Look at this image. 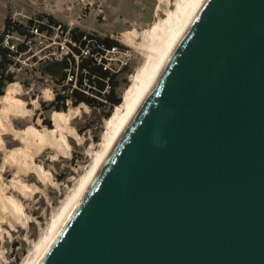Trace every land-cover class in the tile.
Segmentation results:
<instances>
[{
	"label": "water",
	"instance_id": "1",
	"mask_svg": "<svg viewBox=\"0 0 264 264\" xmlns=\"http://www.w3.org/2000/svg\"><path fill=\"white\" fill-rule=\"evenodd\" d=\"M37 264H264V0H201Z\"/></svg>",
	"mask_w": 264,
	"mask_h": 264
},
{
	"label": "rangeland",
	"instance_id": "2",
	"mask_svg": "<svg viewBox=\"0 0 264 264\" xmlns=\"http://www.w3.org/2000/svg\"><path fill=\"white\" fill-rule=\"evenodd\" d=\"M46 1V8L42 7L41 14L38 15L45 18L52 17L54 21L66 25L71 23L73 27H78L83 31L95 29L104 34H113L118 36L119 44L132 51L133 57L127 71L125 69L118 76L120 81L118 92L122 95V100L125 90L131 85L132 76L145 63L144 55L125 42L122 34L132 31H138L139 33L151 31L160 19L165 20L168 18V13L175 9L176 2V0H170L168 7L162 6L157 16L158 0ZM32 2H37V0H32ZM18 4L21 5L22 2L0 0V33L4 29L5 21L12 6ZM25 10L30 15L35 12L29 2L25 5ZM101 11L105 15L106 21H102L98 17ZM79 17H81V20H79ZM24 25L29 26V23L24 22ZM137 41V44L141 43L142 39L138 38ZM15 80L14 83H19L22 87V93L17 96V99L25 102L34 114L26 118H14V128L18 131L32 128L38 132L44 129H53L49 131L56 132L59 137L60 133L55 130L53 118L56 115H63L44 107V104H51L48 101L49 98L45 95V92H49L52 86L50 81L37 72L31 59H25L22 69L16 71ZM74 107L80 109V115H77L70 122V126L76 135L63 134L69 144L70 151L68 154H64V151L60 148L50 144H46L39 151L37 146L33 145L32 147L31 143L27 144L21 139L15 138L12 134L3 136L8 151L29 150L33 156V161L50 175L51 180L50 182H44L23 165L16 162H7L6 152L8 151H0V180L5 185L4 195L21 206L25 215L30 218L28 228L17 223L13 218H11L10 224H2L3 233L0 238V253L3 255L0 254L2 256H0V264H22L34 251L35 245L48 231L53 218L73 194L82 178L91 170L96 153L102 148L104 135L111 119V117L106 119L104 115L109 107L92 108L85 103H81L78 106H70L67 111L61 112L64 114L70 109H75ZM116 109L117 107L112 115ZM46 119H50L51 128L45 124ZM22 168L24 169L21 170ZM13 179L36 189L35 192H30L31 195L30 193L22 194L18 189L12 187ZM13 224L14 226H12ZM10 225L14 228H11Z\"/></svg>",
	"mask_w": 264,
	"mask_h": 264
},
{
	"label": "bare ground",
	"instance_id": "3",
	"mask_svg": "<svg viewBox=\"0 0 264 264\" xmlns=\"http://www.w3.org/2000/svg\"><path fill=\"white\" fill-rule=\"evenodd\" d=\"M158 1L159 5L156 10L157 16L162 6L166 8L170 3V0ZM200 2L201 0H176L174 5L175 9L168 13V18L165 20L160 19L159 23L151 31H143L142 33H139L138 31L123 33L122 38H124L125 42L139 50L144 55L145 63L137 73L132 76L131 85L125 90L121 105L117 107L116 111L111 116L107 132L104 135V140L101 146L102 148L96 153L91 170L82 178L73 194L66 200L61 210L53 218L48 231L41 237L39 242L35 245L34 251L22 264H37L50 246L51 242L66 222L67 218L133 119ZM138 38H141L142 41L137 44ZM21 93L22 87L20 84L12 83L7 87L5 94L0 97V151H8L5 147L3 136L12 134L15 138H19L27 144L31 143L32 147L33 145L37 146L39 151H41L40 149H43L42 147L46 144H50L54 147L60 148L64 151V154H68L70 148L63 134L67 133L76 135L75 131L70 126V122L77 115H80V109L74 107L75 109H70L63 116H54L53 122L55 130L60 133L59 137L56 132L47 129H44L41 132L35 131L32 128L18 131L14 128V118H26L34 114L32 113L33 110L28 108L25 102L17 99V96ZM45 95L47 98H50L48 91L45 92ZM6 161L9 163L16 162L23 165L29 171L35 173L44 182H50L51 180L50 175L33 161V156L30 154L29 150L22 151L21 149V151H8L6 152ZM23 169L24 168L21 170ZM27 169L26 171H28ZM4 186L5 185H3L0 180V187L2 189L0 192V238L3 233L2 224H10L11 218L24 227L28 226L30 219L25 215L21 206L17 205L14 201L4 195ZM12 187L18 189L22 194L33 193L36 190L16 179H13ZM12 226H14V224Z\"/></svg>",
	"mask_w": 264,
	"mask_h": 264
},
{
	"label": "built area",
	"instance_id": "4",
	"mask_svg": "<svg viewBox=\"0 0 264 264\" xmlns=\"http://www.w3.org/2000/svg\"><path fill=\"white\" fill-rule=\"evenodd\" d=\"M22 2L21 5H13L10 11L9 19L12 24L24 25V22L32 24L24 25L26 32L24 34L8 32L4 38V45L13 53L14 63L9 67L8 72L16 74V71L22 69L25 59H31L37 72L46 77L52 86L49 90L51 103L56 101L58 96L66 97L65 105L74 106L71 96L76 92H82L101 101L102 98L96 96L97 89L88 85L86 79L80 84V74L87 73L85 69L80 70V64L83 60L93 58L96 64L110 75L119 76V74L128 68L133 53L132 51L119 44L118 36L113 34H104L95 29L83 31L73 24L55 21L50 23L48 18L43 17L41 8H46V0H15ZM29 2L35 12L30 15L25 10V5ZM98 17L106 21V17L101 11ZM81 20V17H79ZM47 26L46 31H41L40 26ZM79 25V24H78ZM78 29L83 35L79 40H75L73 31ZM123 36V34H122ZM110 39L116 41L118 45L107 47L105 44L98 42L97 39ZM47 43V44H46ZM123 43V42H121ZM54 63H63L64 70L60 79H56L44 73L46 65ZM107 87L101 92L102 95L109 93V78L105 81Z\"/></svg>",
	"mask_w": 264,
	"mask_h": 264
},
{
	"label": "trees",
	"instance_id": "5",
	"mask_svg": "<svg viewBox=\"0 0 264 264\" xmlns=\"http://www.w3.org/2000/svg\"><path fill=\"white\" fill-rule=\"evenodd\" d=\"M11 11V10H10ZM10 12L8 14V18L5 21L4 29L0 33V97H2L7 87L16 82L14 74L8 72L9 67L14 63L13 61V53L4 45V38L8 32L11 33H18L24 34L26 32V27L24 25L19 24H12L10 19ZM50 23H55L52 17H48ZM33 22L30 21L29 24ZM41 31H46L47 26L41 25ZM83 35L82 32H79L78 29L73 31V36L75 40H79L80 37ZM98 42L105 44L107 47L118 45L116 41L110 39H97ZM86 70L87 73L80 74V84H83V80L86 79L88 85L91 87H95L98 91L96 96L102 98L105 101H101L95 97H91L85 93L76 91L71 98L73 99L74 106H78L81 103H85L89 107L92 108H105L109 107V110L104 113L106 119H109L116 107L121 105L122 103V95L118 92L120 88V81L118 76L110 75L108 72L104 71L102 67L98 66L93 58L85 59L80 64V70ZM127 71V69H126ZM109 78V86L110 91L109 93L102 95L101 92L104 91L107 87V83L105 82ZM66 97L58 96L56 101L51 104H44L45 109L47 110H54L58 112L60 115L62 114L61 111L65 112L68 110L67 106L65 105ZM45 124L51 128V121L50 119L45 120ZM49 129V128H48ZM53 130V129H49Z\"/></svg>",
	"mask_w": 264,
	"mask_h": 264
}]
</instances>
